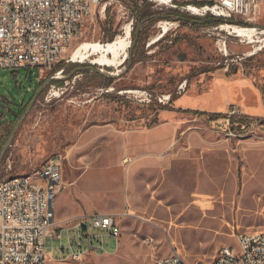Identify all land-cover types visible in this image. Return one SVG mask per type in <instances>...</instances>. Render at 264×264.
I'll return each mask as SVG.
<instances>
[{
    "label": "rangeland",
    "instance_id": "rangeland-1",
    "mask_svg": "<svg viewBox=\"0 0 264 264\" xmlns=\"http://www.w3.org/2000/svg\"><path fill=\"white\" fill-rule=\"evenodd\" d=\"M187 1L157 5L150 0H106L105 10L102 2L85 22L81 37L65 50V58L72 55V61L62 60L67 70L61 79L51 80L59 71L54 69L0 68V139L12 133L16 123L10 117L33 98L39 82L45 89L13 138L0 179L26 174L54 157L63 165L52 230L70 231L61 242L47 239L45 251H53L54 260L45 264H150L175 249L187 264H209L222 245L237 246V233L264 231V137L227 139L209 123L222 114L176 108L185 93L205 95L216 89L217 77L248 80L226 109L240 102L260 104L263 112L258 116H263L264 125V14L249 39L223 25L230 22L215 25L191 16L183 10ZM147 2L150 6L144 8ZM171 11L201 23L158 16ZM113 33L114 41L127 43L122 65L94 63L101 53L73 58L81 43L107 44ZM71 65L76 69L68 70ZM89 66L104 70L101 77L87 76L86 72L95 73ZM104 74L114 77L108 87ZM184 81L186 89L179 93ZM51 85L61 87L60 92L50 94ZM145 92L152 95L150 100ZM164 94L174 101L163 104L156 99ZM171 119L177 125L173 150H182L181 156L165 173L149 167L129 173L112 134L144 131L153 122ZM100 129H107L108 136ZM93 204L96 208L90 213L117 209L112 213L121 227L118 249L112 251L114 238L100 228L94 233L106 235L109 253L87 251L80 259L56 260L60 245L79 241L77 229L68 224ZM87 248L83 242L82 249ZM68 253L65 250L63 256Z\"/></svg>",
    "mask_w": 264,
    "mask_h": 264
},
{
    "label": "built area",
    "instance_id": "built-area-1",
    "mask_svg": "<svg viewBox=\"0 0 264 264\" xmlns=\"http://www.w3.org/2000/svg\"><path fill=\"white\" fill-rule=\"evenodd\" d=\"M150 1L157 5H170L176 0ZM102 2L105 10L106 0H0V68L18 70L29 67L39 68L41 72L52 69L59 61H72V57L65 58V50L81 37L85 22ZM183 10L199 18H222L230 22L227 24L231 30L236 26L256 31L257 20L264 14V0H188ZM170 23L164 21V24ZM63 73L64 69H60L52 77L61 79ZM186 86L184 81L179 93L181 90L184 92ZM60 90L61 87L51 85L50 94ZM144 96L149 100L152 98L146 92ZM156 99L163 104L172 103L171 94L160 95ZM222 115L221 119H209L213 131L219 135L227 139H237V135L248 138L260 134L264 137V125H260L263 116L246 113L239 106L230 107ZM32 169H39L38 177H28L26 173L0 179V264L47 262L50 260L45 251L47 239L63 240L62 232L52 230L55 201L63 188L61 158H51ZM100 228L114 238L112 251L117 250L121 234L118 215L96 212L88 216L85 224L76 225L79 241L73 243L69 240L67 247L60 245L61 256L56 260L80 259L87 251L109 253L106 235L94 233ZM81 229L87 231L85 236ZM83 242L88 244L85 250L82 249ZM236 242L239 256H232V250H226L222 245L215 260L209 264H264L263 230L239 232ZM65 250L69 253L63 256ZM150 264L187 262L175 249L170 255L156 258Z\"/></svg>",
    "mask_w": 264,
    "mask_h": 264
},
{
    "label": "crops",
    "instance_id": "crops-1",
    "mask_svg": "<svg viewBox=\"0 0 264 264\" xmlns=\"http://www.w3.org/2000/svg\"><path fill=\"white\" fill-rule=\"evenodd\" d=\"M215 82L214 84L218 87L216 86V89L211 90L205 95H198L194 93L183 94V99H179L180 101H177L178 105L176 108H182L183 110L189 111H203L207 113L222 114L229 108L228 107L226 109L227 105L230 102H234L237 98V91L243 89L244 85L249 81L240 79L225 80L223 77H217ZM173 101L174 99H172V102ZM238 104L243 111L249 114L259 115L263 112V107L260 104L253 105L245 102H240ZM176 132L177 125L174 122V119H171L169 121L167 120L160 124L151 126L144 131L111 134L116 138V152L124 156L123 165H128L129 173L130 170H134L138 167H149L155 173H158V169H161L165 173L167 171L166 169L172 165L174 158H178L182 153V150H173V142L175 140ZM100 133L101 135L108 136L107 129H100ZM89 135V133L85 134V141L88 139ZM130 151H133L134 153L131 154ZM113 152H115V150H113ZM95 208L94 204L91 210H87V208H85L88 213H81L77 215V218L75 217V220L70 222L68 224L69 227L67 228H76L78 223L85 224L88 216L93 213L100 212L104 214H114L112 212L117 210L114 208L112 211H96L90 213V211H94ZM53 228H55V226ZM62 228L63 229H58L57 231L62 232L63 235L65 232L68 233L70 231L69 229L64 230V227ZM48 254L50 256V260H54L53 251Z\"/></svg>",
    "mask_w": 264,
    "mask_h": 264
},
{
    "label": "bare ground",
    "instance_id": "bare-ground-1",
    "mask_svg": "<svg viewBox=\"0 0 264 264\" xmlns=\"http://www.w3.org/2000/svg\"><path fill=\"white\" fill-rule=\"evenodd\" d=\"M228 26V24H223ZM221 25L220 27H222ZM229 27V26H228ZM128 29V28H127ZM167 27L164 26V30ZM229 29H231L229 27ZM233 32L237 34L239 37H246L251 38L254 30L250 29L248 31L236 27H233ZM235 34V35H236ZM251 41V40H250ZM101 53L102 55L94 60V63L111 66V67H118L124 63L128 56V48L127 43L119 40L118 38L115 41L109 42L107 44H100V43H81L78 45L73 51V58H86L89 55H98ZM72 57V55H71ZM102 70V69H101ZM104 71V70H102ZM238 136V135H237ZM39 176V169H32L31 172L28 173V177H38ZM226 250H232V256H239V245L237 243L236 247H231L227 245H223ZM46 262H42L40 264H45Z\"/></svg>",
    "mask_w": 264,
    "mask_h": 264
},
{
    "label": "trees",
    "instance_id": "trees-1",
    "mask_svg": "<svg viewBox=\"0 0 264 264\" xmlns=\"http://www.w3.org/2000/svg\"><path fill=\"white\" fill-rule=\"evenodd\" d=\"M149 6H150V4L147 2V3H145V5L143 6L144 8H149ZM169 14V16L168 15H166V14H162V15H158L159 17H161V18H166V19H171V18H175V19H177V20H181V21H183L184 23H194V24H197V23H201V22H199V21H195V20H193V19H189V18H187V17H183L182 15H181V13L179 12V11H171V12H169L168 13ZM199 18V17H198ZM201 19H203V21H205V22H207V23H209V24H215V25H217V24H220L221 22H223V19L222 18H217V17H212V16H208V17H205V18H201ZM116 37V33H113L110 37H109V41L110 42H112V41H114V38ZM137 60L135 59H133V62L135 63ZM65 61H59L58 63H56L55 64V66L52 68V69H54V70H60V69H64V71H66L67 69L64 67V65H65V63H64ZM129 64H130V66H131V60H129ZM77 65H71L69 68H68V70H74V69H76L75 67H76ZM90 67V66H89ZM236 68H234L233 69V73H236ZM87 73V76H95V77H101V75H100V73H97V72H95L94 74H92V73H89V72H86ZM114 77H111V78H108L107 80H108V82L106 83V86L108 87V86H110L111 84H112V82H113V79ZM55 82H57L58 84H62V81H55ZM43 84H41V82H39L38 83V86H37V89H35V92H37L38 91V89L42 86ZM45 89H43L42 91H41V93L44 91ZM32 100V99H31ZM31 100H29L28 101V103H27V105L22 109V110H19L17 113H13V117H10L11 118V120H12V122L13 123H16L17 121H18V119L21 117V115L24 113V111L26 110V108H27V106L29 105V103H30V101ZM157 105H158V107L159 108H162V109H166V108H168L167 107V105H162V104H158L157 103ZM210 114H215L216 116H218V115H220V113H210ZM3 115V114H2ZM1 115V116H2ZM1 116H0V118H1ZM156 123V122H155ZM154 122L151 124V125H149V127H151V126H153L154 124H155ZM20 127V126H19ZM9 136H10V133H8L7 135H4V137L2 138V139H0V150L2 149V147L4 146V144L6 143V141L8 140V138H9ZM15 136H16V134H15ZM14 136V137H15ZM8 153H9V148H8V150L6 151V153H5V156L3 157V160H2V163H1V165H0V172H1V170H2V165L5 163V161H6V159L8 158ZM32 170V169H31ZM31 170L29 171V172H31ZM28 172V173H29ZM10 176H12V175H10Z\"/></svg>",
    "mask_w": 264,
    "mask_h": 264
},
{
    "label": "water",
    "instance_id": "water-1",
    "mask_svg": "<svg viewBox=\"0 0 264 264\" xmlns=\"http://www.w3.org/2000/svg\"><path fill=\"white\" fill-rule=\"evenodd\" d=\"M130 66V64H129ZM92 71L94 72H97V73H100V74H103V71L97 67H94V66H90L89 67ZM106 77L108 78H111L113 76L111 75H107V74H104ZM51 79H54V77H51ZM43 86H41L38 91L36 92V94L33 96L32 100L30 101L29 105L27 106L26 110L24 111V113L21 115V117L18 119V121L16 122L14 128H13V131L12 133L10 134L8 140L6 141V143L4 144V146L2 147L1 151H0V165L2 163V160H3V157L5 156V153L6 151L8 150V148L11 146L12 144V141H13V138L17 132V130L19 129V126L22 124V122L25 120V118L28 116V114L30 113L34 103L36 102L38 96H39V93L41 92V90L43 89L42 88Z\"/></svg>",
    "mask_w": 264,
    "mask_h": 264
}]
</instances>
